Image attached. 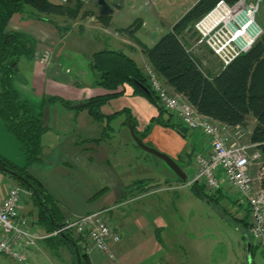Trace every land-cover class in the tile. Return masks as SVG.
Masks as SVG:
<instances>
[{"label": "crops", "instance_id": "obj_1", "mask_svg": "<svg viewBox=\"0 0 264 264\" xmlns=\"http://www.w3.org/2000/svg\"><path fill=\"white\" fill-rule=\"evenodd\" d=\"M98 1L85 3L83 12H88V16L76 20L57 18L52 22L18 14L9 25L10 29L24 32L36 41L35 56L20 60L19 73L12 86L16 89L18 83L20 89L31 92L37 101L42 100L41 107L36 102L35 108L40 111L36 115L42 116L48 128L42 138L43 161L32 165L29 172L44 185L63 221L108 210L121 240L110 243V253L92 251L88 256L91 264H225L226 260L220 258L216 263L213 259L220 243L219 221L222 214L226 218L227 213L233 211L248 241L243 226L249 216L248 204L235 190L225 188V195L213 194V200L199 197L193 190L196 184L188 185L193 180L182 181L165 162L150 158L136 144L129 125L133 121L135 133L143 137V141L170 156L185 172L194 171L193 159L208 151L209 139L199 132L185 130L182 133L158 122L161 115L158 106L127 84L117 91L122 93L119 97L102 108L105 118H112L111 122H96L87 109H82L85 106L77 107L91 98L110 94L93 86L94 76L89 69L93 54L102 50L123 51L143 70L149 64L148 58L120 31L140 21L136 37L152 48L200 0H144L143 3L106 0L113 9L112 13L105 14L108 19L99 17ZM89 37L98 43L97 48L88 49ZM187 44L191 46L188 40ZM45 53H50L47 64L41 62ZM48 97L61 98L71 106L66 107L61 102L45 106L44 99ZM59 108H64L62 115ZM163 119L168 120V116L164 115ZM255 125L256 120L250 116L247 126L243 127L244 143H251ZM110 131L119 138L110 135ZM118 140L116 145L114 142ZM0 154L20 168L26 165L19 141L6 130L1 119ZM254 167L251 172L257 179L259 169ZM14 184L0 172V200ZM256 185L260 186V182ZM214 203L227 208L217 210V216H212L215 220L210 223L211 230L206 223L211 213L205 211V205ZM21 213L34 232L45 234L39 226V210L31 196L24 198ZM41 249L40 244L39 249L31 251V264L42 260ZM60 262L71 264L68 250L62 251Z\"/></svg>", "mask_w": 264, "mask_h": 264}, {"label": "trees", "instance_id": "obj_2", "mask_svg": "<svg viewBox=\"0 0 264 264\" xmlns=\"http://www.w3.org/2000/svg\"><path fill=\"white\" fill-rule=\"evenodd\" d=\"M220 1L200 0L152 48L147 47L136 37V33L141 28L140 21L122 29L120 33L128 35L142 49L149 64L159 72L167 87L173 92L183 94L200 114L232 128L247 126L248 118L252 116L256 120V125L251 133L250 141L257 145L264 166V30L247 52L234 59L226 68H221L219 64L216 72L205 71L203 61L189 51L186 41L188 32L194 31L195 24L213 11ZM224 1L232 6L241 0ZM84 6L85 3L80 0L71 4L55 3L51 0H0V119L6 130L19 141L26 159V165L20 168L0 154V172L10 177L16 185L32 193L31 198L39 210V226L48 235L40 243L42 248L58 261L62 259V251L68 250L71 255V264H78L75 246L80 253V264H91V262L81 247L80 239L72 232L53 235L63 226L65 220L58 217L59 209L44 185L29 172L32 165L43 161L42 138L48 132V128L42 116L32 115L28 102L20 99L12 86L13 79L19 73L20 60L35 56L36 41L24 32L10 29L9 25L18 14L30 19L52 22L57 18L76 20L80 16H88V12H83ZM99 17L109 18L108 15ZM89 69L94 76L93 86L110 93L91 98L82 108L87 109L96 122H111L112 118L106 119L102 108L110 100L119 97L122 93L117 91L127 84L158 106L161 112L158 122L182 133L187 130L161 107L144 74V69L142 70L125 52L99 51L90 57ZM137 83L147 87L151 94L147 95ZM56 102H61L66 107L71 106L58 97L44 99L45 106ZM164 115L168 116V120L163 119ZM131 124L135 130L133 121ZM140 138L143 140V137ZM13 172L32 184L39 197L24 181L12 175ZM260 186L264 189V175ZM193 190L201 198L214 199L211 195H205L203 185L199 186L196 183ZM216 193L225 195L223 189ZM249 217L250 210L247 220L243 223L246 228V237L250 228ZM250 251L252 254L253 246Z\"/></svg>", "mask_w": 264, "mask_h": 264}, {"label": "built area", "instance_id": "obj_3", "mask_svg": "<svg viewBox=\"0 0 264 264\" xmlns=\"http://www.w3.org/2000/svg\"><path fill=\"white\" fill-rule=\"evenodd\" d=\"M70 1L60 0L64 4ZM80 1L88 3L90 0ZM260 2L261 0L256 6L251 5L248 11L253 14L254 23ZM241 3L243 0L232 6L224 0L218 2L213 11L195 24L197 40L189 47V51L195 53V49L199 47L209 49L218 59L221 68H226L234 59L247 52L259 37V33L250 42L247 41L248 36L241 34L243 27L239 20L243 13L235 12L227 22L218 20L219 17L210 18L214 12L223 17L236 10ZM255 25L257 26L256 23ZM49 57L50 53H45L41 62L47 64ZM144 74L165 112L187 130L199 132L209 139L208 151L197 154L193 159L195 177L188 185H203L205 195H213L224 188L226 191L235 190L239 193L250 210L248 242L256 248L264 247V189L256 185L264 175V166L257 145L243 142V127L232 128L200 114L183 94L173 92L167 87L153 65L146 64ZM254 166L259 169L257 179L251 172ZM31 195V192L14 184L0 200V262L2 258H7L13 264H31V251L39 249L41 241L48 237L46 234L34 232L21 213L24 198ZM64 232H72L80 239L81 247L88 256L92 251L110 253V243L121 240L120 232L109 219L108 210L69 217L53 235Z\"/></svg>", "mask_w": 264, "mask_h": 264}, {"label": "rangeland", "instance_id": "obj_4", "mask_svg": "<svg viewBox=\"0 0 264 264\" xmlns=\"http://www.w3.org/2000/svg\"><path fill=\"white\" fill-rule=\"evenodd\" d=\"M140 1L141 3L144 2V0H140ZM258 1L259 0H243L244 9L241 8L238 10V12H241L242 10L249 11L251 8V5L256 6ZM108 2L113 3L114 1L108 0ZM254 21L259 28L258 36H260L264 30V0H261L260 2L259 10L254 16ZM236 28L239 29L241 27L236 26ZM187 38H188L187 40L190 42L192 46L195 44L197 40V33L192 30L188 32ZM88 39L90 40V43H91L88 49L90 50V48L92 49L97 48L96 46L98 43L95 42L94 38L89 37ZM195 50H196L195 55H197V57L200 60L204 61L205 71H209L213 69V71L216 72L219 69L218 67L219 61L209 49L205 47H199ZM17 85L18 83L15 84V86L18 88V91L16 90L17 88L16 89L14 87L13 88L15 89L17 93L20 92V94L18 93L19 96H21L20 99L23 98L28 101V104L31 107V111L33 112L32 115L35 116L36 112H38L37 109L35 108L36 102H37V105L39 104V106L41 107L42 100L37 101L38 98L35 95H33L29 91L20 89L19 86ZM59 109H60L59 114L62 115L64 112V108H59ZM39 112L38 114H40ZM65 112H67V110H65ZM35 117H39V115H36ZM109 134L114 135L116 138H119L118 134L113 131L112 132L110 131ZM144 142L146 143V141ZM114 143L118 145L119 140L115 141ZM146 144L152 147L150 143H146ZM147 155L150 158L154 157L153 155H150L149 153ZM254 169L255 167H253L252 170L254 171ZM186 173L189 176L188 180L192 181L193 178L195 177L194 171L191 169H188ZM219 205L220 204H216V203L210 206L205 205V211H208L211 213L210 214L211 218L209 219L207 218L206 223L208 222L210 224L211 222L215 220V218H213L212 216H217V212H218L217 210L221 209L222 211H224L223 207L227 208L226 205H223V204H221L220 206ZM221 210H220V214L223 213ZM210 228L212 230L211 224H210ZM219 236H220V243L217 245L216 250L213 255V259L216 263L219 262L220 260L221 261L226 260L225 264H264V249L258 248L257 250H253L251 254V252L247 249L248 241L245 240L241 227L235 221V216H233V211H229V213H227L226 215V218H223V214H222V218L219 221ZM41 250L42 251H39V255H41L42 260L38 262L37 264H62V262L53 258L47 251H45L44 249H41ZM66 257H67V253H66ZM2 264H12V262L9 259L8 260L2 259Z\"/></svg>", "mask_w": 264, "mask_h": 264}, {"label": "water", "instance_id": "obj_5", "mask_svg": "<svg viewBox=\"0 0 264 264\" xmlns=\"http://www.w3.org/2000/svg\"><path fill=\"white\" fill-rule=\"evenodd\" d=\"M99 4V11L101 15H105V14H110L113 12V9L110 7V5H108V3L106 2V0H99L98 1ZM140 88L147 94L150 95V90L145 87L143 84L137 83ZM86 106L85 103H80L79 105H77V107H84ZM130 127V132L131 135L134 139V141L136 142V144L145 152L149 153L150 155H153L154 157L162 160L163 162H165V164L178 176L179 179H181L184 182H188V176L187 173L178 165V163L176 161H174L170 156L158 151L155 148H152L150 146H148L136 133L134 128L132 127V125H129ZM12 175H15L16 177H18L19 179H21L22 181H24L28 187L32 190V192L37 195V197H39L37 190L34 188V186H32V184H30L27 180H25L22 176H20L19 174L13 172ZM251 249V244L248 242V250L250 251ZM75 250L77 252V257H78V264H80V253L78 251V248L75 246Z\"/></svg>", "mask_w": 264, "mask_h": 264}, {"label": "bare ground", "instance_id": "obj_6", "mask_svg": "<svg viewBox=\"0 0 264 264\" xmlns=\"http://www.w3.org/2000/svg\"><path fill=\"white\" fill-rule=\"evenodd\" d=\"M244 9V3H241L238 7V9L229 12L228 14L224 15L223 17H219L217 16V13L214 12L211 14L210 18H217L218 20H223V21H229L233 14L235 12H237L239 9ZM241 13H243V18L241 17L239 20V24L243 27V30L241 32L242 35L244 36H248L249 39L247 40L248 42H250L249 40H254L257 37V34L259 33V28L255 25V23L253 22V14L249 13L248 10H242ZM232 15V16H231ZM237 30H235L236 32Z\"/></svg>", "mask_w": 264, "mask_h": 264}]
</instances>
